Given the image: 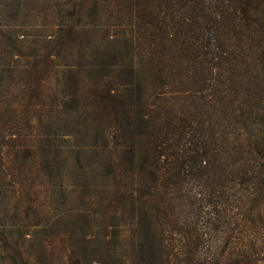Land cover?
Instances as JSON below:
<instances>
[{
	"label": "trees",
	"instance_id": "obj_1",
	"mask_svg": "<svg viewBox=\"0 0 264 264\" xmlns=\"http://www.w3.org/2000/svg\"><path fill=\"white\" fill-rule=\"evenodd\" d=\"M85 7L88 50L113 61L89 94L104 148L99 205L116 220L129 214L132 261L259 264L264 0ZM213 229L221 246L209 244Z\"/></svg>",
	"mask_w": 264,
	"mask_h": 264
},
{
	"label": "rangeland",
	"instance_id": "obj_2",
	"mask_svg": "<svg viewBox=\"0 0 264 264\" xmlns=\"http://www.w3.org/2000/svg\"><path fill=\"white\" fill-rule=\"evenodd\" d=\"M87 1L0 0V264H135L129 214L99 205L91 95L113 61L88 50Z\"/></svg>",
	"mask_w": 264,
	"mask_h": 264
}]
</instances>
